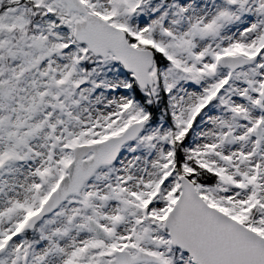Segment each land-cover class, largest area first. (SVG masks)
Here are the masks:
<instances>
[{"label": "snow or ice", "instance_id": "1", "mask_svg": "<svg viewBox=\"0 0 264 264\" xmlns=\"http://www.w3.org/2000/svg\"><path fill=\"white\" fill-rule=\"evenodd\" d=\"M0 264H264V0H0Z\"/></svg>", "mask_w": 264, "mask_h": 264}]
</instances>
